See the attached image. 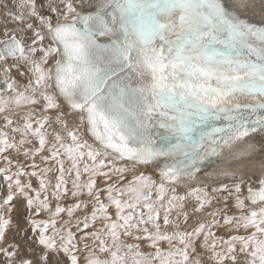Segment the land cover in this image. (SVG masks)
<instances>
[{"label": "snow or ice", "instance_id": "snow-or-ice-1", "mask_svg": "<svg viewBox=\"0 0 264 264\" xmlns=\"http://www.w3.org/2000/svg\"><path fill=\"white\" fill-rule=\"evenodd\" d=\"M0 21L3 264H264V172L183 184L238 141L264 148V20L229 0H0ZM38 156L58 166L57 200L73 173L71 195L91 198L75 231L56 217L87 202L53 211L28 191L48 188ZM18 196L49 212L31 220L39 254L3 246Z\"/></svg>", "mask_w": 264, "mask_h": 264}, {"label": "rangeland", "instance_id": "rangeland-1", "mask_svg": "<svg viewBox=\"0 0 264 264\" xmlns=\"http://www.w3.org/2000/svg\"><path fill=\"white\" fill-rule=\"evenodd\" d=\"M11 26V25H9ZM0 27H2V21H0ZM2 75H0V79H2ZM7 130V129H5ZM255 136H251L248 138H245L242 141H238L237 143L233 144L230 147V153L228 150V148H226L224 150L223 156H228L230 155H234L237 154V149L241 150V148L243 149L244 146H246L249 143L253 142H259V139L257 140H253ZM33 143L35 144L36 142L33 141ZM239 144V146H238ZM256 144V143H255ZM237 148V149H236ZM236 152V153H235ZM243 152V153H242ZM253 152V151H252ZM252 152L250 154H244L245 153V148L244 150H242L240 154V157H235L236 161L235 162H226L224 165H222L221 167L223 169H229V170H236L238 173H241V175H246L247 172H251L252 176H255L257 173L253 170H250L251 167H253V169H255L256 171H259L261 169L260 164L261 162H257L258 159H254V157H252ZM47 154V153H44ZM225 154V155H224ZM228 154V155H226ZM257 155V154H256ZM220 157V158H223ZM219 158V159H220ZM225 158V157H224ZM223 158V159H224ZM252 160H256L255 162ZM20 162L21 164H24L25 166H27V170L29 172L33 171V169L30 167L31 164V160L29 158L23 157L21 156L20 158ZM36 163L39 165V168L35 169V171L40 172L42 169H44L45 167L51 168L52 171L49 173L44 174L45 176V182L48 183V188L46 190H42L40 187V177L36 176V177H25V180L31 179V184H32V189H34L35 191H33L32 189H29L28 191L30 192V194L35 197V193L37 191H39L41 193V199L44 198L45 195L48 196L49 199V203L53 206L52 210L54 211L55 206L57 205V203L61 206L64 207L65 209L72 207L73 205H75L77 203V201H83V202H87L88 203V207L87 208H83L81 207L80 209H76L74 211L73 216L69 217L67 215V213H61L60 216L56 217V219L58 220V224H57V228L63 227L64 226V221L67 220H72L73 224H72V228L73 231H75V221L77 219V217H81L86 214V213H90L92 210V204H91V198L88 197L87 195H82L80 197H73L71 195V191L73 190L72 188V180L74 179V173L72 176H65V179L68 181L67 187H68V194L67 195H61L60 199L57 200L55 198V189H54V185L57 182V177L59 176V172L57 171L58 166L56 165V163L54 161H48V162H41L40 157L38 156L36 158ZM70 162L69 161H65V168L69 167ZM3 165V162L0 161V166ZM217 166V164L215 165ZM213 166V167H215ZM231 166H233L231 168ZM211 168V170H209L208 172L205 173H213L215 170L214 168ZM222 169V170H223ZM15 170V166L14 169ZM222 170H219L218 172H221ZM205 175V174H204ZM203 176V174L201 175ZM87 180V175H82L81 178V183L86 182ZM190 181H194V180H190ZM253 181H256L255 179ZM4 184L5 182L0 179V204H3V199H4ZM105 184V181L102 178H97V186L100 188H103ZM183 184H187L186 181L183 182ZM194 184V183H192ZM254 186H257V184L254 183ZM243 190V189H242ZM182 191V189H181ZM105 197L102 196V199H104ZM233 200H229L228 203L230 204ZM37 203H34L33 206L31 208H29V206L27 205V200L26 198H24L23 196H18V198L14 199L13 202H11V204L6 207L5 209V213L6 216L8 218H10L11 220V224L9 225L8 230L6 231V239H5V243H4V247H7L9 244H21V250L22 252L24 250H27L28 254L31 255L32 254V250L35 249L36 253L39 254L40 249L43 247L42 245H39L38 243V236L36 233H34L32 231L33 225L31 224V220L35 219V220H47L49 219V212L48 211H41L39 215H36L35 213V209L37 206ZM234 203V201H233ZM228 204V207H229ZM219 207H223L222 205H220ZM230 209V214L235 213L238 214V211L234 208H228ZM191 210V209H189ZM201 215H204L203 213H201ZM205 219H210V217L205 216ZM217 219L220 220V227H213V231L216 232V234L218 236H222L225 239L227 238V234L230 231V229L224 228L223 224H224V220L221 216H217ZM189 226H192V221H189ZM38 231V230H37ZM51 234V230L50 233ZM23 240V241H22ZM163 247L167 248V245H163ZM145 250H149L147 248V246L145 245ZM4 254L0 253V264L3 263V261L6 259V257L4 258Z\"/></svg>", "mask_w": 264, "mask_h": 264}, {"label": "bare ground", "instance_id": "bare-ground-1", "mask_svg": "<svg viewBox=\"0 0 264 264\" xmlns=\"http://www.w3.org/2000/svg\"><path fill=\"white\" fill-rule=\"evenodd\" d=\"M229 3L231 5V7L235 11H238L242 16H247V17H249L252 20H264V0H229ZM257 139H259V137H254L253 138V140H257ZM255 143L257 145H259V142H256L255 141ZM255 143L253 142V144H255ZM238 146H239V144H238ZM245 147L246 146H244V148ZM244 148L243 149L241 148V150H238L236 148L237 149V152H238L237 154H234V155H230V154L228 155V154H226L228 156H223V158L225 157L224 159L223 158H220L219 159V162L217 163V166L213 167L214 170H215L213 173H204L205 175L203 174V176L198 175L197 178L193 182L190 181V180H185L186 183L187 184L194 183L193 185L207 183L208 182L207 179H206L207 176H209V175H216L218 173L223 172L225 169H223L221 166L224 165L226 162L227 163L228 162H235L236 161L235 157H240V154L241 153H239V152H241L242 150H244ZM229 149L230 148H228L227 151H229V153H230V150ZM252 157H254V159L255 158L258 159L257 162H261V164L264 163V148L258 147L256 150H254L252 152ZM252 161L255 162L256 160H252ZM232 167L233 166H231V168ZM219 170H222V171L221 172H218ZM250 170L255 171L257 174L255 176H252L251 172H247L246 175H245V177L252 176L253 177V180L254 179L255 180L257 179V176H258L259 173L264 172V168H261L259 171H256L255 169H253V167H251ZM239 174H241V173H239ZM185 181H183V182H185ZM242 191H243L244 194H246V186L243 188ZM228 208L234 209V203H233V201L229 204V207ZM199 215H201V214H199ZM1 264H3V263H1Z\"/></svg>", "mask_w": 264, "mask_h": 264}, {"label": "water", "instance_id": "water-1", "mask_svg": "<svg viewBox=\"0 0 264 264\" xmlns=\"http://www.w3.org/2000/svg\"><path fill=\"white\" fill-rule=\"evenodd\" d=\"M152 170L151 169H149V172H151Z\"/></svg>", "mask_w": 264, "mask_h": 264}]
</instances>
